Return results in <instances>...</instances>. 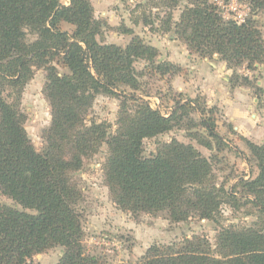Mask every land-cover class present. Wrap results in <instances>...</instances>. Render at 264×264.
Returning <instances> with one entry per match:
<instances>
[{"label":"trees","instance_id":"16d2710c","mask_svg":"<svg viewBox=\"0 0 264 264\" xmlns=\"http://www.w3.org/2000/svg\"><path fill=\"white\" fill-rule=\"evenodd\" d=\"M216 1L144 0L136 6L140 12L134 23L140 19L152 27L156 20V30H172L189 52L217 54L233 69L231 87L252 85L234 69L244 63L252 69L264 61V36L253 16L240 22L227 19ZM239 1L247 2L253 15L264 8V0ZM181 2L174 20L173 10ZM63 23L71 30H64ZM99 25L90 0H0V89H13L11 100L0 94V193L14 202H0V264H26L53 246L63 248L55 264H102L83 245L82 193L72 178L102 144L107 147L102 171L111 200L132 216L163 212L174 223L195 217L219 224L223 204L235 210L249 204L257 214L245 226L220 225L214 243L194 234L153 244L135 264H264V140L242 138L247 152L241 156L256 173L239 176L226 187L217 182L211 160L191 144L171 139L151 155L142 148L144 138L170 129L190 112L198 113V125L218 147L225 145L216 129L215 108L205 102L178 99L166 116L129 92L114 133L105 121L86 122L97 94L119 96L118 91L125 95L123 88H139L138 58L146 61V70L161 76L181 69L157 60V50L139 35L125 46L98 42ZM34 68L45 70L43 94L51 115L42 151L33 146L19 106ZM205 145L211 147L208 141Z\"/></svg>","mask_w":264,"mask_h":264},{"label":"rangeland","instance_id":"374dc122","mask_svg":"<svg viewBox=\"0 0 264 264\" xmlns=\"http://www.w3.org/2000/svg\"><path fill=\"white\" fill-rule=\"evenodd\" d=\"M68 1L61 0L64 4H68ZM143 1L90 0L93 17L100 22L96 40L101 43L125 46L133 35H139L145 43L157 50V60L169 61L180 66V72L163 76L159 73H151L145 68L146 61L138 58L134 61V67L139 74V88L136 91L123 88L125 95L118 91L119 96L97 94L84 116L86 122L105 121L111 125L108 131L114 133L121 103L124 96L128 97L129 92H134L147 100L152 108H157L166 116L178 99L205 102L208 107L215 108L216 129L223 137L225 145L218 147L216 142L207 135L206 130L198 125L200 119L198 113L190 112L189 115L174 121L170 129L144 138L142 140L144 154H154L163 143L176 139L193 145L202 155L209 158L217 182L224 183L226 187L235 183L239 176L245 175V178L247 175L253 176L256 169L248 165L241 156L242 152H247L242 138L254 143H261L264 140L262 136L264 135V61L255 63L252 69L248 68L246 63L236 67L234 70L237 74L249 78L252 85L238 84L231 87L229 78L233 74V69H229L217 54L201 57L189 52L172 30L168 32L156 30L158 26L156 20L152 27L143 25L140 19L134 23L140 12L136 6ZM216 2L227 19L240 22L250 15L253 16L264 36V8L253 15L247 2L239 0H229L227 3L220 0ZM182 7L183 2L173 10L174 20L178 18ZM156 11L157 9L153 8L151 14L154 15ZM61 26L64 30H71L70 25L66 23ZM128 29L130 31H126ZM203 60L207 62L215 60L217 68L224 67L228 72L226 84L216 85L215 90L209 87V84L207 85L208 94L202 93L199 87L194 85L196 80L194 71ZM195 64L198 65L196 69ZM59 70L64 71L61 68ZM219 78L221 79V75ZM44 83L45 70L34 68L31 78L22 87L19 101L20 110L25 114V129L37 151H42L44 148L43 132L49 127L51 120L50 106L43 94ZM254 85L258 86L260 91H257ZM12 92V88L0 89L1 96L6 97L7 100H11L8 96H11ZM219 96L220 104L214 102ZM126 102L131 106L132 101ZM245 109L247 114L243 122H233L230 119L231 112L235 111L239 114V111ZM252 114L255 116L252 117ZM235 118L238 121V116ZM242 124L250 126L248 131L240 126ZM205 141L210 143V148L205 145ZM106 153V144H102L93 155L84 159L82 168L72 174L73 180L76 181L82 193L78 209L82 215L84 229L83 245L86 252L98 256L102 264H135L149 246L168 244L194 234L204 235L211 243H214L220 225L232 224L241 227L257 218L255 210L249 204L241 206L238 210L223 204L220 209L219 224L195 217L174 223L163 212L156 215L139 213L132 216L118 208L111 200L102 171ZM0 202L14 205L11 199L1 193ZM62 254V247L53 246L34 254L26 264H55Z\"/></svg>","mask_w":264,"mask_h":264},{"label":"crops","instance_id":"0c3cea01","mask_svg":"<svg viewBox=\"0 0 264 264\" xmlns=\"http://www.w3.org/2000/svg\"><path fill=\"white\" fill-rule=\"evenodd\" d=\"M216 61L212 60L210 62H207L206 60L200 61L199 62V66L197 64L194 65L195 69L198 66V71H194V73H196V77H195V87H199V89L202 91V93L208 94V90H207V85L209 84V87H211L213 90H215L216 85H224L226 84V75H228L227 70L222 67L221 69H219V67L217 68V65L215 64ZM193 64V63H192ZM200 71V73H199ZM222 73V74H221ZM198 75V76H197ZM219 75H221V79L219 78ZM211 90V91H213ZM221 90H219L220 92ZM219 95V94H217ZM219 101H221V97L219 96L218 98H216V100L214 102L219 103ZM239 110V109H238ZM231 118L232 121H236L238 123L243 122L244 120V116H246L247 112L246 109L245 110H241L239 111V114L234 112H231ZM240 115V116H239ZM238 116V121H237V117ZM255 115L252 114V117H254ZM241 127H244V129H246L248 131V128L250 126H248V124H242L240 125ZM240 127V128H241ZM250 131V130H249ZM264 136V135H262Z\"/></svg>","mask_w":264,"mask_h":264}]
</instances>
